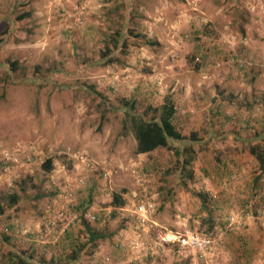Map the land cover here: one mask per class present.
I'll return each mask as SVG.
<instances>
[{
    "label": "rangeland",
    "instance_id": "1",
    "mask_svg": "<svg viewBox=\"0 0 264 264\" xmlns=\"http://www.w3.org/2000/svg\"><path fill=\"white\" fill-rule=\"evenodd\" d=\"M165 96L197 139L135 153L122 99L142 115ZM251 148L264 153V0H0V264H264ZM191 234L210 243H180Z\"/></svg>",
    "mask_w": 264,
    "mask_h": 264
},
{
    "label": "trees",
    "instance_id": "2",
    "mask_svg": "<svg viewBox=\"0 0 264 264\" xmlns=\"http://www.w3.org/2000/svg\"><path fill=\"white\" fill-rule=\"evenodd\" d=\"M118 35L119 33L117 34V36ZM113 43H115V45H113V49H116V46H118L116 41L114 40ZM14 64V61L10 62L11 66H13ZM163 100L164 102L161 105L153 108L149 107L144 111V113H142V115H136L135 113H132L135 106L134 101L122 99L123 105L129 108L126 116L131 123L133 134L136 140L135 153H149L160 147L166 148L169 146L170 139H188L192 141L197 139V133L195 131L191 132L189 136H185L176 128L171 119L176 112L174 104L168 96H165ZM149 110L154 114L152 115V117L144 119V115H146ZM250 150L252 153H254L262 172H264V153H256L253 148H251ZM175 152L177 153V157L179 158L177 160H179L178 162L181 165L179 171L181 172L182 176L185 178H192L193 171L191 169H186V164H189L193 158L192 155L189 154V152L185 151L184 155L186 154L187 158H189L185 159L186 157H184V155L181 157L180 152ZM43 167L46 170H51L52 160L50 158L46 159L43 163ZM198 196L200 197L202 205H204L207 201L206 198L201 194H199ZM11 198L12 202L16 201L15 195H13ZM112 198L114 206L121 205L124 202L121 195H119L118 193H113ZM83 224L85 223L83 222ZM84 226L88 233L90 241H94L104 236L102 234L94 232L86 224ZM3 240H8V237L4 236ZM82 246L83 245L79 243H77V245H73L72 254L70 256L71 259H74L78 256V253L80 252ZM7 259L8 264H29V261H27L26 258L20 254L18 255L15 253H9Z\"/></svg>",
    "mask_w": 264,
    "mask_h": 264
},
{
    "label": "built area",
    "instance_id": "3",
    "mask_svg": "<svg viewBox=\"0 0 264 264\" xmlns=\"http://www.w3.org/2000/svg\"><path fill=\"white\" fill-rule=\"evenodd\" d=\"M141 211H142V207H140ZM92 219H95V216H91ZM180 243L181 244H188L190 246L193 247H198L199 249H203L204 247H206L209 243L210 240L207 238H199L197 235H188V236H181L180 237Z\"/></svg>",
    "mask_w": 264,
    "mask_h": 264
}]
</instances>
